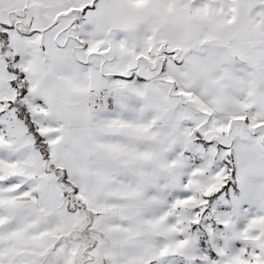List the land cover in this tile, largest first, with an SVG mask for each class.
<instances>
[{
  "label": "snow or ice",
  "instance_id": "1",
  "mask_svg": "<svg viewBox=\"0 0 264 264\" xmlns=\"http://www.w3.org/2000/svg\"><path fill=\"white\" fill-rule=\"evenodd\" d=\"M0 264H264V0H0Z\"/></svg>",
  "mask_w": 264,
  "mask_h": 264
}]
</instances>
